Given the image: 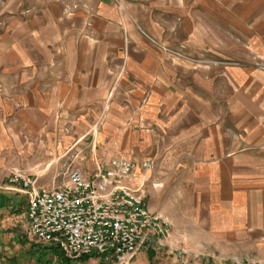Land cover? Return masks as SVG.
<instances>
[{"label": "crops", "instance_id": "1", "mask_svg": "<svg viewBox=\"0 0 264 264\" xmlns=\"http://www.w3.org/2000/svg\"><path fill=\"white\" fill-rule=\"evenodd\" d=\"M83 1L53 9L98 39L61 42L51 86L90 131L78 170L136 163L180 237H264V0Z\"/></svg>", "mask_w": 264, "mask_h": 264}, {"label": "rangeland", "instance_id": "2", "mask_svg": "<svg viewBox=\"0 0 264 264\" xmlns=\"http://www.w3.org/2000/svg\"><path fill=\"white\" fill-rule=\"evenodd\" d=\"M55 4L66 14L95 3L0 0V264H64L60 254L28 240L27 199L5 189L11 174L19 171L50 188L63 183L71 169L88 170L83 153L89 146L81 141L90 131L74 110L52 112L51 86L62 56L59 44L73 35L78 42L98 39L85 29L87 19L54 17ZM155 204L162 214V204ZM173 228L165 237H150L123 264H264L263 236L224 241L199 235L192 226L180 237ZM67 264L111 263L96 254Z\"/></svg>", "mask_w": 264, "mask_h": 264}, {"label": "built area", "instance_id": "3", "mask_svg": "<svg viewBox=\"0 0 264 264\" xmlns=\"http://www.w3.org/2000/svg\"><path fill=\"white\" fill-rule=\"evenodd\" d=\"M138 165L115 159L91 176L78 169L52 187L11 174L5 189L27 199L28 240L70 260L96 254L111 264L129 261L150 237H165L171 223L150 210L145 180L133 185ZM150 163H142L148 170Z\"/></svg>", "mask_w": 264, "mask_h": 264}, {"label": "trees", "instance_id": "4", "mask_svg": "<svg viewBox=\"0 0 264 264\" xmlns=\"http://www.w3.org/2000/svg\"><path fill=\"white\" fill-rule=\"evenodd\" d=\"M55 253H56V254H60L58 251H55ZM60 256H61V258H62V259H60V260H61L62 262H64V264H65V263L67 264V263H70V262H71L70 259L65 258L63 255L60 254ZM84 257H86V256H84ZM87 257H88V256H87Z\"/></svg>", "mask_w": 264, "mask_h": 264}]
</instances>
